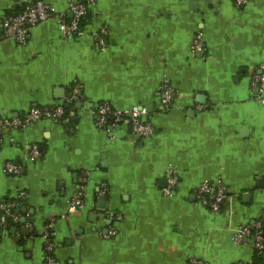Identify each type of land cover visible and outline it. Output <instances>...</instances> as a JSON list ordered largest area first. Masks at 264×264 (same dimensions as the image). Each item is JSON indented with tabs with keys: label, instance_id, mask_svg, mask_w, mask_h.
Instances as JSON below:
<instances>
[{
	"label": "crops",
	"instance_id": "obj_1",
	"mask_svg": "<svg viewBox=\"0 0 264 264\" xmlns=\"http://www.w3.org/2000/svg\"><path fill=\"white\" fill-rule=\"evenodd\" d=\"M44 1L68 12L69 0ZM21 8L0 0V23ZM89 12L78 38L56 19L35 26L26 45L0 32V120L65 110L0 133V206L19 202L17 221L0 231V264H45L51 220L58 264H252L251 241L235 237L264 224V105L251 92L264 66V0L241 10L233 0H96ZM198 36L205 50L193 53ZM165 80L176 91L167 110ZM104 103L145 109L154 134H134L129 116L100 128ZM7 162L20 174L6 175ZM170 167L179 182L166 195ZM218 179L227 197L214 212L198 189ZM80 193L85 206L64 218Z\"/></svg>",
	"mask_w": 264,
	"mask_h": 264
},
{
	"label": "built area",
	"instance_id": "obj_2",
	"mask_svg": "<svg viewBox=\"0 0 264 264\" xmlns=\"http://www.w3.org/2000/svg\"><path fill=\"white\" fill-rule=\"evenodd\" d=\"M24 11L15 17H6L0 23V32L3 40H14L20 45H26L30 36L31 30L42 23H45L51 19H56L60 25V29L64 36L68 39L81 37L84 30L80 28V22L82 18L88 13L91 6H94L96 0H87V3H82L78 0H69L68 12L58 13L54 6L45 2L44 0L29 1L21 0ZM234 5L238 9L244 8L248 0H233ZM72 14L71 21H66V16ZM108 35L107 28H102L97 31L93 38L95 44L100 49L107 46L106 37ZM205 45L201 36H198L192 46V52H203ZM259 73L254 75L252 80V99L262 105H264V66L259 69ZM83 86L78 85L73 89L74 97L81 96ZM162 105L164 109H170L173 100L176 96V91L169 80H165L160 87L159 91ZM97 125L100 128H106L110 120H119L120 118L131 115V128L134 134L140 137H150L154 134L153 125L145 120L147 116L146 110L143 108H134L131 112L118 111L113 105L104 103L98 106L97 111ZM65 116V110L63 107L56 109H40L32 108L29 113L21 118H13L10 120H0V133L5 130H13L19 128H26L32 123L40 120H62ZM38 155L37 150L34 152ZM22 168L12 162H7L4 166V173L10 176H17L20 174ZM169 187L164 190L166 195H170L171 191L178 185L179 176L174 167H170L168 172ZM87 177V175H86ZM86 181V178H85ZM24 194V193H23ZM20 194L19 196H23ZM198 195L200 202L210 208L214 212L220 211L224 201L226 200V186L221 179L214 181L213 183L204 182L198 189ZM19 197V198H20ZM85 206L84 194L80 193L78 196L70 200L68 213L64 214V218L67 215L74 214L79 208ZM19 208L18 201H9L3 203L0 206V231L5 229L9 222L17 221V210ZM110 219H117L115 214L110 213ZM54 222L51 220L47 225L44 233V239L46 242V258L45 264H58L55 252L57 249V243L55 241V235L53 232ZM264 224L257 223L251 227L242 228L235 237V242L241 244L242 239L248 238L251 241L255 255H264V233L262 231ZM186 264H208L203 260L191 258ZM244 264V263H239Z\"/></svg>",
	"mask_w": 264,
	"mask_h": 264
},
{
	"label": "trees",
	"instance_id": "obj_3",
	"mask_svg": "<svg viewBox=\"0 0 264 264\" xmlns=\"http://www.w3.org/2000/svg\"><path fill=\"white\" fill-rule=\"evenodd\" d=\"M37 1V0H35ZM82 3H87V0H82L81 1ZM24 11V8L22 6V8L20 9V11L17 13V14H12V15H8V17H15V16H18L19 14H21L22 12ZM90 18H91V13L89 12L88 10V13L82 18L81 22H80V28L81 30H84L85 26L89 23L90 21ZM66 21L69 22L71 21V19L69 18V16H66ZM112 121V119L110 120ZM11 222V221H10ZM9 222V223H10ZM262 231L264 233V226L262 228ZM252 264H264V255L262 256H256L254 257V260H253V263Z\"/></svg>",
	"mask_w": 264,
	"mask_h": 264
},
{
	"label": "water",
	"instance_id": "obj_4",
	"mask_svg": "<svg viewBox=\"0 0 264 264\" xmlns=\"http://www.w3.org/2000/svg\"><path fill=\"white\" fill-rule=\"evenodd\" d=\"M68 16H69V18H72V14H71V13H69ZM198 100H199V99H198ZM200 100L202 101V99H200ZM200 100H199V101H200ZM66 108L69 109V106H66ZM128 116L131 117V115H128ZM22 222L25 224L26 219H24Z\"/></svg>",
	"mask_w": 264,
	"mask_h": 264
}]
</instances>
